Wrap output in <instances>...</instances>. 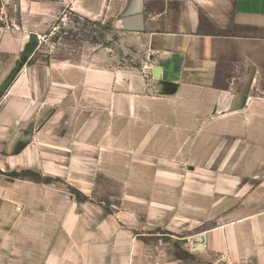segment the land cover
<instances>
[{"label":"crops","instance_id":"crops-1","mask_svg":"<svg viewBox=\"0 0 264 264\" xmlns=\"http://www.w3.org/2000/svg\"><path fill=\"white\" fill-rule=\"evenodd\" d=\"M109 2L0 0V178H10L0 179V223L26 221L29 264H187L150 248L140 221L104 216L88 201L67 206L53 195L58 187L12 174L61 175L62 158L71 171L77 140L86 152V140H216V129L245 130L233 141L249 152L230 154L213 188L183 176L180 183L196 194L197 209L205 192L224 197L216 225L204 231L216 264H264V0H144L145 30L134 33L147 52L140 68L110 67L101 46L56 54L66 9L101 22L111 17ZM31 36L39 46L17 71ZM161 62L178 85L173 95L153 77ZM153 176L155 188L170 190L171 172Z\"/></svg>","mask_w":264,"mask_h":264},{"label":"rangeland","instance_id":"rangeland-1","mask_svg":"<svg viewBox=\"0 0 264 264\" xmlns=\"http://www.w3.org/2000/svg\"><path fill=\"white\" fill-rule=\"evenodd\" d=\"M127 3L128 0H110L111 17L101 22L80 18L66 9V20L53 37L59 43L56 54L67 50L89 53L101 46L107 49L110 67L140 68L147 61L146 49L141 46L137 34L123 31L121 27ZM260 131L255 130L254 134L261 136ZM236 136H246L245 130L232 134L229 129H216V140H207L209 135L205 140H118L119 144L117 140H86L88 144L93 143L92 151L86 152L85 140H77V161H72L75 163H71V171L66 166L67 159L62 158L61 175L45 176L34 170L15 173L58 187L59 192L53 195H59L62 204L67 206L72 201H88L89 208L94 211L101 207L104 216L117 213L130 223L140 221L141 239L150 248L165 251L168 259L184 258L187 264H216V255L192 252L190 244L195 236L216 225L221 212L216 204L224 197L213 191L205 192L199 198L201 208L197 209L191 204L196 203V194L185 193L180 181L188 177L213 188L219 169L228 167L229 155L249 152L250 145L234 144ZM254 147L251 154L257 149ZM74 169L77 174L85 170L88 176H73ZM158 170L173 174L170 190L155 188L153 174ZM261 172L260 176L264 175V170ZM0 179L10 181L5 176ZM186 201L190 203L185 204ZM197 218L205 220L203 228L198 227L201 223L196 222ZM22 219L18 218L19 221L12 225L0 223V264H29L25 256L35 250L25 247L22 229L26 221ZM12 226L17 227L12 229Z\"/></svg>","mask_w":264,"mask_h":264},{"label":"water","instance_id":"water-1","mask_svg":"<svg viewBox=\"0 0 264 264\" xmlns=\"http://www.w3.org/2000/svg\"><path fill=\"white\" fill-rule=\"evenodd\" d=\"M121 27L123 31L131 33L144 32V0H130L129 6L121 19ZM39 46V40L36 36H31L29 43L24 49L21 62L18 66L20 70L28 61L29 57L33 55ZM153 77L160 81V84L164 88L165 95H173L178 90L176 81L168 79L166 63L161 62L160 66L152 67ZM30 135L26 140L22 142L21 149H23L29 142ZM207 243V235L201 234L195 236L191 240L190 248L192 252L205 251Z\"/></svg>","mask_w":264,"mask_h":264},{"label":"trees","instance_id":"trees-1","mask_svg":"<svg viewBox=\"0 0 264 264\" xmlns=\"http://www.w3.org/2000/svg\"><path fill=\"white\" fill-rule=\"evenodd\" d=\"M9 84H10V81L7 83V85L6 86H9ZM23 174H16L15 173V176L14 177H21ZM179 260H184V258H178ZM185 261V260H184Z\"/></svg>","mask_w":264,"mask_h":264},{"label":"built area","instance_id":"built-area-1","mask_svg":"<svg viewBox=\"0 0 264 264\" xmlns=\"http://www.w3.org/2000/svg\"><path fill=\"white\" fill-rule=\"evenodd\" d=\"M2 1H5V0H2ZM144 75L147 76V73H145Z\"/></svg>","mask_w":264,"mask_h":264}]
</instances>
